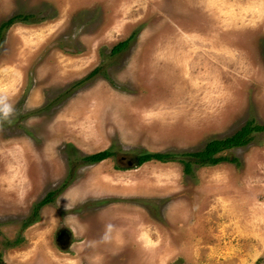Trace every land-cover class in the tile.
I'll use <instances>...</instances> for the list:
<instances>
[{
    "label": "rangeland",
    "instance_id": "obj_1",
    "mask_svg": "<svg viewBox=\"0 0 264 264\" xmlns=\"http://www.w3.org/2000/svg\"><path fill=\"white\" fill-rule=\"evenodd\" d=\"M17 14L29 22L0 42L13 108L0 119V264H264V130L190 175L118 159L264 126V0H0V25Z\"/></svg>",
    "mask_w": 264,
    "mask_h": 264
},
{
    "label": "trees",
    "instance_id": "obj_2",
    "mask_svg": "<svg viewBox=\"0 0 264 264\" xmlns=\"http://www.w3.org/2000/svg\"><path fill=\"white\" fill-rule=\"evenodd\" d=\"M30 16L27 14H17L10 17L8 20L4 21L0 25V42L3 39L5 32L14 24L18 22H29ZM130 39L119 42L112 49L113 54H117L127 48ZM101 68L97 67L92 70L85 78L81 81H88L95 76L99 75ZM79 81V83L81 82ZM77 85V83H76ZM264 126L255 124L253 121L245 124L239 131L235 134L222 138V139H212L210 140L201 151L195 152H181V153H172V152H148L144 151L138 155V165H142L149 161H159L163 163L167 162H179L183 166V172L186 175L192 174L195 168L203 167L208 165H217L223 161H229V158L223 155H220L225 150L231 148L244 147L250 144L253 140V135L255 132L263 131ZM114 155V152L108 148L104 151L98 153L86 155L82 157L83 164H93L101 162L105 159H108ZM68 185L67 180L63 183V188L65 189ZM57 191L49 192L45 198L39 203L35 208L34 214L37 215V211L47 203H50L54 200ZM1 262V259H0Z\"/></svg>",
    "mask_w": 264,
    "mask_h": 264
},
{
    "label": "flooded vegetation",
    "instance_id": "obj_3",
    "mask_svg": "<svg viewBox=\"0 0 264 264\" xmlns=\"http://www.w3.org/2000/svg\"><path fill=\"white\" fill-rule=\"evenodd\" d=\"M140 155V154H138ZM138 155H133V156H130L128 159H126L127 157H123L122 159L121 158H118L119 161L123 162V164H125L124 166H121V167H124V169H131L132 166L130 165H134V166H138ZM128 165L130 167H128ZM128 168H127V167ZM141 166V165H139ZM126 167V168H125ZM120 169H123V168H120ZM69 238V242H71V235L69 232H67L65 229H59L57 232H56V240L57 242L62 245L63 241L65 239H68Z\"/></svg>",
    "mask_w": 264,
    "mask_h": 264
},
{
    "label": "clouds",
    "instance_id": "obj_4",
    "mask_svg": "<svg viewBox=\"0 0 264 264\" xmlns=\"http://www.w3.org/2000/svg\"><path fill=\"white\" fill-rule=\"evenodd\" d=\"M13 112L12 105L6 97H0V119L7 120Z\"/></svg>",
    "mask_w": 264,
    "mask_h": 264
},
{
    "label": "water",
    "instance_id": "obj_5",
    "mask_svg": "<svg viewBox=\"0 0 264 264\" xmlns=\"http://www.w3.org/2000/svg\"><path fill=\"white\" fill-rule=\"evenodd\" d=\"M68 242H69L68 240H64V241H63V244H62L63 247H64V246H67Z\"/></svg>",
    "mask_w": 264,
    "mask_h": 264
}]
</instances>
